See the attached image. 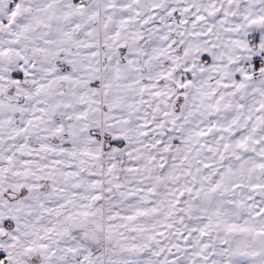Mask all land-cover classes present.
I'll return each mask as SVG.
<instances>
[{
    "label": "snow or ice",
    "instance_id": "1",
    "mask_svg": "<svg viewBox=\"0 0 264 264\" xmlns=\"http://www.w3.org/2000/svg\"><path fill=\"white\" fill-rule=\"evenodd\" d=\"M0 264H264V0H0Z\"/></svg>",
    "mask_w": 264,
    "mask_h": 264
}]
</instances>
